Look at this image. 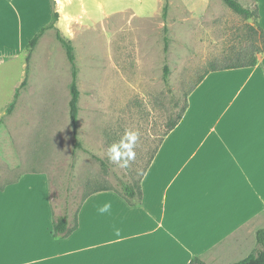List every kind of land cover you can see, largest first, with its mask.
Segmentation results:
<instances>
[{"label": "rangeland", "instance_id": "rangeland-1", "mask_svg": "<svg viewBox=\"0 0 264 264\" xmlns=\"http://www.w3.org/2000/svg\"><path fill=\"white\" fill-rule=\"evenodd\" d=\"M239 1L255 8V0ZM165 2L74 0L72 13L81 15L71 33L81 91L79 148L70 119L71 64L55 29L43 34L27 85L0 124V186L32 173L23 175L22 191L33 184L43 192L44 175L55 214L74 213L93 189L137 180L187 101L192 121L200 112L233 110L226 108L232 97L251 93L253 81L243 86L246 71L240 69L212 72L193 88L212 62L251 48V21L223 0H168L166 12ZM23 63L24 54L0 71L7 101L23 79ZM197 121L203 126L207 120ZM126 131L138 133L135 158L120 167L109 161L108 148ZM261 221L264 227V211Z\"/></svg>", "mask_w": 264, "mask_h": 264}, {"label": "crops", "instance_id": "crops-1", "mask_svg": "<svg viewBox=\"0 0 264 264\" xmlns=\"http://www.w3.org/2000/svg\"><path fill=\"white\" fill-rule=\"evenodd\" d=\"M55 1L56 26L71 39L81 15L72 13L74 0ZM255 2L263 25L264 0ZM52 14V0H0V71L23 54L25 70L11 101L0 73V117L27 75V44ZM237 69L246 71L243 86L253 81L251 93L232 97L226 108L233 110L200 112L192 121L188 102L143 168L140 199L90 193L67 210L74 229L64 235L54 230L46 176L39 175L43 192L33 184L22 191L23 175L32 173L0 186V264H189L195 257L234 264L251 254L264 228V52L255 66Z\"/></svg>", "mask_w": 264, "mask_h": 264}, {"label": "trees", "instance_id": "trees-1", "mask_svg": "<svg viewBox=\"0 0 264 264\" xmlns=\"http://www.w3.org/2000/svg\"><path fill=\"white\" fill-rule=\"evenodd\" d=\"M223 1L235 13L251 21V24H250L251 35H252L251 38L254 40L253 42H251V48L240 49L237 52L236 57L231 56L219 62H212L210 64V67L205 72V74L201 76V78L198 80V82L194 85L193 88H196L205 79V77L213 71L255 66L258 62V54L264 52V29L261 27V13H260L259 5L255 3V8H252L250 6L243 5L239 0H223ZM168 4H169L168 0H166L165 5H164L165 12L168 9ZM52 5H53L52 21L48 25L41 28L39 32L27 44V47H26L27 75L22 81V83L20 84V86L17 88L14 99L7 107L5 114H3L0 117V124L4 121L5 116L7 114H10L13 111L20 97L22 89L27 85V77H28V73L30 69L32 53L35 50L36 46L38 45L40 38L43 36V34L48 29H55L56 37L61 43V45L64 47L68 60L71 64V75H72L71 82H70L71 98L69 101L70 119H71V126L73 129V136L75 139V148H79V147H82V144L79 140V134H78L79 113H80L79 103H80V96H81V91L79 89V84H78L79 67L77 64V60H76L77 57H76L75 48H74L72 39L65 36L62 33V31L56 26V22L59 18V12L56 9L55 0H52ZM258 39L260 41V45L256 46V44L258 43ZM166 42H167V38H166ZM168 76H169V67L166 65L165 73H164V78L166 81H168ZM187 108H188V101L186 102V105L183 107L178 117L176 119H171L168 122L169 124H168L166 133L178 125V123L182 119ZM143 173H144V170H142L140 177L137 180L132 179L128 182L121 181L120 186L117 188L103 186V187H98V188L93 189L92 191H90L88 194H86L83 197L80 206L82 205L83 201L90 193H93L99 190H115L120 195H122L123 197H125L126 199L130 201L135 200V199H140L142 197L140 178L143 175ZM73 229L74 228L69 227V214L67 210L64 211V213L61 215H55L54 230L57 234L67 235L70 232H72ZM256 240H257V247L254 249V251L251 254H249L246 258L234 264H264V228H260L257 230ZM189 264H207V263L201 258L195 257L190 261Z\"/></svg>", "mask_w": 264, "mask_h": 264}, {"label": "clouds", "instance_id": "clouds-1", "mask_svg": "<svg viewBox=\"0 0 264 264\" xmlns=\"http://www.w3.org/2000/svg\"><path fill=\"white\" fill-rule=\"evenodd\" d=\"M138 133L125 132V135L119 142L113 143L108 148V159L111 163L117 164L120 167H128L129 162L135 158V147L137 144ZM126 156V158H124ZM123 159V163H121ZM110 205L105 204L99 208L101 213L107 212Z\"/></svg>", "mask_w": 264, "mask_h": 264}]
</instances>
